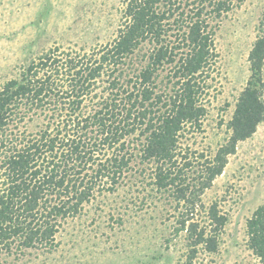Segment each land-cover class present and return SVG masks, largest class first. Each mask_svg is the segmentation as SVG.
Listing matches in <instances>:
<instances>
[{
  "label": "trees",
  "instance_id": "16d2710c",
  "mask_svg": "<svg viewBox=\"0 0 264 264\" xmlns=\"http://www.w3.org/2000/svg\"><path fill=\"white\" fill-rule=\"evenodd\" d=\"M124 1V21L109 43L93 54L43 53L0 88V256L56 246L63 222L115 191L138 158L149 184L174 204L175 232H185L188 245L182 264L200 249H218L227 215L214 202L207 220L196 216L238 143L264 121V14L231 133L212 156L196 155L182 138L206 112L199 78L217 56L221 19L244 0ZM145 42L152 48L141 54ZM165 64H174L166 76L171 93L159 90ZM36 118L42 121L29 130ZM246 227L248 248L264 264V203Z\"/></svg>",
  "mask_w": 264,
  "mask_h": 264
},
{
  "label": "rangeland",
  "instance_id": "374dc122",
  "mask_svg": "<svg viewBox=\"0 0 264 264\" xmlns=\"http://www.w3.org/2000/svg\"><path fill=\"white\" fill-rule=\"evenodd\" d=\"M124 0H0V88L19 68L43 53L93 54L113 40L124 21ZM264 0H244L220 21L213 65L201 80L199 102L206 109L201 127L182 138L196 155L212 156L229 137L228 123L237 97L251 75L249 52L261 34ZM170 38H174L170 37ZM152 48L149 42L141 54ZM58 52V53H59ZM140 61V59H139ZM136 64L140 65L141 62ZM165 64L158 79L163 93L173 92ZM133 64V68H134ZM264 73V70H263ZM170 85V86H169ZM42 118L28 122L36 130ZM136 160L115 191L85 205L60 227L53 248H28L0 256V264H182L188 258L186 233H176V211L168 193L152 184L150 171ZM204 220L217 202L228 222L218 249H200L190 264H262L247 245V220L264 203V121L238 143L222 172L202 195ZM206 211V212H205ZM207 220V218L205 219Z\"/></svg>",
  "mask_w": 264,
  "mask_h": 264
}]
</instances>
